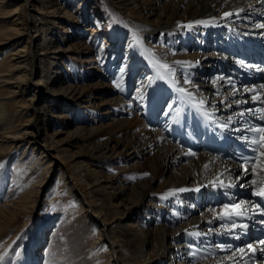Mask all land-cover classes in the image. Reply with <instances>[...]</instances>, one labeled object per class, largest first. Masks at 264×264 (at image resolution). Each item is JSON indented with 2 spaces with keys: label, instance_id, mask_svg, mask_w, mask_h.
Segmentation results:
<instances>
[{
  "label": "bare ground",
  "instance_id": "obj_1",
  "mask_svg": "<svg viewBox=\"0 0 264 264\" xmlns=\"http://www.w3.org/2000/svg\"><path fill=\"white\" fill-rule=\"evenodd\" d=\"M256 1L115 0L117 10H119L118 13L116 10L108 12L107 6H104L102 16L104 17L105 23H107L106 26H108L106 29L107 32L111 30V37L117 39L116 44H114L115 46L119 47L122 41V35L130 31V45L132 41V45L130 46L132 56L130 57H133V60L131 64L130 62L128 64L129 70L132 71V67L140 63H145V70L142 69L141 74L143 73L142 75L145 78L146 74L149 73V87L163 83L165 85V87H157L151 91L149 89L153 86L149 89L140 88V94L146 93L142 101L137 102V105L140 106L141 111L146 112L148 110L151 115L150 120L156 117L160 119L155 127L151 128L146 126L137 114L133 118L122 116L108 123V126L110 125L109 128L107 127L109 132L123 131V136L124 133L131 136L132 145L137 144L135 150L148 156L144 162H137L133 166L123 165L117 174L112 175H106L107 173L102 174L93 167V164L89 163L88 165V163L81 161L68 163L69 169L64 167L60 170L63 171V180L65 179L66 183H71V181L67 180L71 174L76 186L78 183L81 186H89V192L87 194L88 196L91 194L90 196L92 198L95 197V200L90 201L93 205L89 203L92 205V209L89 208L86 210V206H82V209L85 208L86 212L92 210L93 214L90 219L92 218V221L98 220V222H102L103 229L101 231H107L108 239L113 244H116L112 247V250L116 248L114 252H118L116 264L126 261L128 258L134 259L133 264H172L171 262H166L169 256L170 259L174 256L175 258L177 257L180 260L177 264H219V260H228L227 256L230 255H207L199 259L200 252L207 251L209 254L210 252L214 253L215 249L206 243L198 245L194 238L201 239L202 242H207L209 235L203 233V230L207 227V223L204 220L212 218L221 212L223 208H206L202 210L200 215H193L191 213L196 212V205H194L191 198L202 195L203 189L210 186L211 183L215 184L219 182L217 185H221L220 181H223L224 184L233 185L241 192L245 191L250 193L251 197L248 200L250 201L251 199L254 201L252 196L254 190H258L264 186V171H261L260 167V161L264 160V156L257 160L255 174L251 171L246 174L235 163L223 160L209 152L201 151L194 156L186 155L190 151L179 145L177 139L175 141L172 140L174 134L179 136L178 123L180 120L175 112L181 109L183 115H187L194 108L189 104V100L185 99L186 94L179 93L176 89H187L193 93L192 101L199 105V100L204 99V108L213 111L223 109L221 115H226L229 111L228 105L230 102H233L232 95H230L233 89L221 92V84L218 82V79L213 76H211L212 79L209 77L212 68H208V66L211 63L208 62L207 55H203L204 53L198 49V46L205 43V39L211 31L217 29L222 23L232 20L233 16L224 17L225 12H234L237 9L247 8ZM27 3L35 5L34 9L37 13L35 15L37 19L31 25L27 23L26 18H23L26 15L25 11H23L24 6ZM63 3L61 0H0V35H4L0 36V44H4L7 42L6 40L13 37L20 38L24 32L27 35L29 31L32 33L28 35L25 43L20 40L13 42L10 44V48L13 50L8 52L4 51V54H0V157L4 159L5 157L3 156L9 155L21 147L22 151L17 155L15 160L17 166H25L24 163L27 162L25 159H28L31 153H35V150L39 148V146L37 147L38 143L43 144L45 148L49 146L53 147L56 150V155L54 154L53 156L66 162L69 156L66 155V148L63 146L62 139L58 138L60 133H77L81 139L84 137L97 139L95 138L96 135L102 130L101 126L86 128L77 125L74 132L66 129L51 131L54 133L41 132V116L39 115L41 109L55 107L54 104L56 103H59L56 104L59 106L65 104V107L67 103H70L77 108H81L83 102H89V104H83V107L90 108L91 106H99L91 103L90 98L95 93L89 92L91 91L90 85L88 90L86 86L79 85L76 82L77 74L74 73L76 70L75 62L70 64L72 70L71 68L70 70L66 68L63 70V66L60 65V71L57 72L56 81L63 78L64 83L62 82L59 88H56V95L42 96L44 101L40 104V107H38L39 104L35 106L34 100L37 97L33 100L31 99V104L27 105L34 106L33 115L28 120V123L29 125H34L36 131L33 127L31 129V127L27 126L16 130V112L12 111L14 108L12 98L21 94L22 96L24 95L22 84L25 81V76L21 74L15 78L13 72L15 70L23 71L26 68V64L28 62H34L40 54H45L47 57L50 56L47 54V50L40 53L31 50V42L41 31H45V34H47L48 30L51 29L52 23H57V26L61 27L59 23L64 17L60 15L59 11L60 9L63 10ZM120 13H123L125 17H121L119 15ZM150 16L155 17L151 19ZM4 17H9V19L6 21ZM200 20L208 21L209 23H195ZM6 22L12 25L10 26ZM189 24H192L191 28L187 27ZM5 26L9 28L6 29ZM212 26L214 28L208 32V28ZM11 30L15 31L12 35L9 34ZM54 30L57 31V28ZM157 38H160V44L154 42ZM191 38L199 45L193 43L195 50L188 52L185 48L189 46V40ZM54 39L58 42V50L54 52H59V60L65 56L67 58L73 57L69 56L73 51L72 45L66 48L61 47V42L65 40L63 34ZM196 46L197 48H195ZM42 58L40 59L42 60ZM54 58L57 60V57ZM156 61H160L161 64L167 63L175 69V72L167 74V70L159 67ZM177 61L185 63L178 64L176 63ZM122 63H128L126 58ZM90 68H95V66L90 65ZM113 71L114 69H111L112 73ZM162 74L164 78H161ZM190 76L196 78V80ZM41 81H43V78L39 82H36L37 87H39L38 84ZM128 81L129 79L122 85V90H125L123 92L121 90L120 92L125 96L130 87L129 84L126 87ZM187 81H191V83ZM7 88L10 90L9 94L6 92ZM86 95H89V99H85L87 98L85 97ZM241 95L242 93H239L237 96L240 97ZM168 96H171V100L166 106V109L161 112L163 102ZM111 99H114L113 104L111 105L110 103L111 108L117 106L119 108L118 112H120L119 115L134 112L131 99L125 100L118 96H114ZM169 105H171V108ZM126 107L129 110H126ZM20 109L17 108L16 111L20 113ZM22 109H25V107H22ZM79 113L82 114L84 112L80 111ZM68 116L69 114H67ZM53 117L59 119V122L57 121L58 123L56 124L61 127L64 122L66 124L68 122L63 120L66 117L65 112L57 113ZM46 120H50L49 115ZM53 124L51 125L52 128L54 127ZM126 131L128 132L126 133ZM25 140L27 141L25 142ZM112 141V138H108L96 144L94 146V154L91 158L99 159L102 164L108 163L106 159H112L114 154L120 153L116 147L117 143L113 144ZM45 151L47 150H42V153L40 152L41 156L38 153L36 157L41 158V160L47 157ZM41 160L36 159V163L41 162ZM44 160L42 163H38L37 166L41 165V168L45 169L48 165V167L52 165H50L49 161H46L49 159ZM131 167H136V170L134 169L133 171L138 174L144 169L149 170L155 181L157 178L163 177L162 184H159L156 191H154L155 188L151 187L152 185L148 186L140 182L136 185H129L128 178L124 174L128 173L127 171H132ZM236 170H238L237 173ZM161 173H163V176ZM15 174L12 178L13 184L20 183L16 199L11 201V209L8 208L10 211L7 210L6 205H0V241L9 233V231H6V226L11 223L12 219H14L13 217L24 210H26L27 216L29 212H33L31 210L29 211L27 207L29 201L32 199L34 187L29 186L31 183L28 184L25 181L23 183L20 178L15 177ZM253 180L256 181L255 184L252 183ZM110 187L114 189L113 192L109 191L108 188ZM131 187L133 193H128L130 194L129 199H131V205L125 203L122 208L123 201L126 198V190ZM182 188L188 190L183 192L173 191ZM147 199H154V203H151L152 208L147 212L148 219H156L153 228H148L147 226L144 228L143 223L139 224L133 218L136 211L140 208V205ZM212 209L215 211H211ZM167 211L171 215L170 220L167 216ZM7 213L9 216H7ZM179 219H182L179 225L175 227L170 226V224L176 223ZM75 223L73 222V224ZM114 224L123 228V234L126 235V242L134 249L133 253L127 254L128 251L124 249V240L118 235ZM109 226H111L110 229ZM194 232H199L201 235H190V233ZM100 236L101 234H99V240H101ZM182 237H184V240H182ZM53 240L54 238H52ZM190 245L191 247H189ZM55 251L58 254L59 251ZM193 252L196 253L195 257L192 255ZM233 259H235V256Z\"/></svg>",
  "mask_w": 264,
  "mask_h": 264
},
{
  "label": "rangeland",
  "instance_id": "obj_2",
  "mask_svg": "<svg viewBox=\"0 0 264 264\" xmlns=\"http://www.w3.org/2000/svg\"><path fill=\"white\" fill-rule=\"evenodd\" d=\"M61 1L64 2L62 5L63 10H58L60 15L64 17L59 23L61 24V27H58L57 23H52L51 29L48 30L47 34H45V31H41L31 42V50L36 53L47 50V54L50 56L47 57L45 54H40L34 62H28L23 71L15 70L13 72L15 78L18 75L24 74L23 76H25L26 81L22 84L24 95L22 96L21 94L12 98V101H14V108L12 111L16 112V130L27 126L31 127V129L33 127L36 131V127L34 125H29L28 123V120L33 115L34 106L27 105L31 104L32 100L37 97L36 100H34L35 106H38L39 104L38 107H40V104L44 101L42 96L56 95V88L58 89L60 84H62V82L64 83L63 78L56 81V75L57 72L60 71V65L63 66V70L64 68L70 70V64L74 62L76 64V70L74 72L77 74L76 82L79 85L86 86L88 90L90 85L91 91L89 92L95 93L90 98L91 103L99 106H91L90 108L83 107V104H89V102H83L82 107L77 108L70 103H67L66 107L65 104L59 106L56 105L59 103H56L54 104L55 107L41 109L39 111V115L41 116V132L46 133L51 131H61L64 129L74 132L77 125L86 128L101 126L102 130L96 135L95 138L97 139H89V137L81 139L77 133H60L58 138L62 139V143H64L63 146L66 148V155L69 156L66 162L53 156L54 154L56 155V150L53 147L49 146L45 148L43 144L39 143L37 144V147L39 146V148L35 150V153H31V156L28 159H25L27 162L24 163V167L21 165L17 166L15 162L17 155L22 151L21 147L9 155L3 156L5 157L4 159H1L0 157L2 160H0L1 206L6 205L5 207L9 210L11 209L10 205H12L11 201L16 199L20 183L13 184L12 178L14 173H16L15 177L20 178L23 183L24 181L28 184L31 183L29 186L34 187L31 197L32 199L29 201L27 207L29 211L31 210L33 212H29L27 216V213L25 212L26 210L21 211L17 216L13 217L14 219H12L9 224L10 226H6V231H9V233L0 241V255L4 256V259L0 261V264H22L23 262V264H26L27 262V264H116V261L118 260V252H114L116 248L112 250L113 245L116 244H113L112 241L108 239L107 231H101V229H103L102 222H98V220L92 221V218L90 219L93 214L92 210L85 211V208L86 210L89 208L92 209L93 204L90 201L95 200V197L92 198L90 196L91 194L89 196L87 194L89 192V186H81L80 183L76 186L71 174L67 179L71 181V183H66V180H63V171L60 170L64 167L69 169L68 163L81 161L83 163H88V165L89 163L93 164V167L102 174L107 173L106 175H112L117 174L123 165L133 166L137 162H144L148 156L135 150L137 144L132 145L131 136L125 133L123 136V131L109 132L108 128L110 125L108 126V123H111L112 120L118 119L122 116L133 118L135 114H137L146 126L151 128L156 126H149L146 124L141 115L140 106L137 105V102L142 101L144 94L146 93L140 94V88L149 89L153 85L149 87V73L146 74L145 78L142 75L143 73L141 74L142 69L146 67L145 63H140L139 65L132 67V71L129 70L128 64L129 62L131 64V61L133 60V57H130L132 56L130 50V46L132 45V41L130 45V31L122 35V41L119 47H117L114 45L116 44L117 39L111 37V30L108 32L106 30L108 26H106L107 23L104 21L102 11H104V6H107L109 10L108 12L116 10L118 13L119 10H117L115 0ZM34 7L35 5H32V3H27V5L24 6L23 11H25L26 15L23 18L27 19L29 25L34 23L37 19L35 17L37 13ZM119 15L125 17L123 13H120ZM154 17L155 16H150L151 19ZM8 19L9 17H4V20L7 21ZM6 24L10 26L12 25L8 22H6ZM5 28L7 29L9 27L5 26ZM56 28L57 31L54 30ZM213 28L214 26L208 28V32ZM14 32V30H11L9 34L12 35ZM31 34V31H29L28 35ZM61 34H63L65 40L61 42L62 46H60L66 48L67 46L72 45L73 51L69 56L73 57L67 58L65 56L63 59L59 60V52H54L58 50V42L54 38ZM28 35L24 32L20 38L13 37L6 40L7 42L4 44H0V54L4 51L8 52L13 50L10 48V44L13 42L20 40L25 43ZM154 42L160 44L161 40L160 38H157ZM189 43V46L185 48L188 52L195 50L193 47L194 44L199 45L196 41L194 42L193 38L189 40ZM54 57H57V60H55L56 58ZM40 58H42V60ZM125 58L128 63L123 64L122 61L125 60ZM91 59L94 60L89 62L88 60ZM90 65H94L95 68H90ZM208 68H212V63ZM111 69H114L113 73L111 72ZM16 73L18 74L16 75ZM190 77L192 78V76ZM41 78H43V81H41V83L38 84L39 87H37L36 82H39ZM128 79L129 81L126 83V87L129 84L130 89L128 96H125L120 92L122 90V85ZM192 79L196 80V78ZM117 84H119L120 87H117ZM157 87H165V85L164 83L158 84L149 89V91ZM124 90L125 89H123L122 92ZM6 92L9 94L10 90L7 88ZM114 96H118L125 100L131 99L134 112L119 115L120 112H118L119 108H117V106L111 108V105L114 102V99L112 100L111 98ZM85 97H87L85 99H89V95H86ZM169 97L170 96H168L164 102H166ZM163 105L162 107H164ZM22 107H25V109H22ZM17 108L22 109H20V113L16 111ZM126 110H129V108L126 107ZM80 111L84 113L80 114ZM60 112L66 113V117L63 118V120L69 122H67V124L64 122L62 127L56 124L59 122V119L53 117ZM67 114H69L68 117ZM48 115L50 120L47 121L46 119ZM52 124L54 125L53 128L51 127ZM127 132L128 131H126V133ZM108 138H112L113 144L117 143L116 147L120 153L114 154L112 159H106L108 163L102 164L99 159H92L91 157L94 154V146L103 139L107 140ZM26 141L27 140H25V142ZM42 150H47L45 151L47 157L41 160V158L36 157V154L38 155V153H42ZM41 153L39 156H41ZM36 159L39 161L41 160V162L36 163ZM44 159H49L46 161H49L50 165H52L50 167H48V165L45 169H42L41 165L37 166V164L42 163ZM135 168L136 167H131L132 171L126 170L128 173L124 174L128 178L129 185H136L140 182L141 184H147L148 186L152 185L151 187L155 188L154 191H156L159 184H162L163 177H159L155 181L149 170L144 169L138 174L137 172L134 173L133 170ZM145 173L148 175H144ZM161 175L163 176V173H161ZM217 183L215 184L217 185ZM132 187L126 190V198L123 201L122 208L125 203L131 205V199H129L130 194L128 193L132 192ZM108 189L111 192L114 191L111 187ZM153 201L154 199L145 200L133 217L137 223H143L144 228L146 226L148 228H153L155 225L156 219L147 218V212L152 208L151 203H154ZM82 206L86 207L82 209ZM201 212H192L191 214L200 215ZM166 213L170 220V213L168 211ZM7 216H9V214ZM181 220L182 219H179L176 223L170 224V226L175 227L179 225ZM73 222L76 223L73 224ZM110 227L111 226H109V229ZM115 230L122 240H124V249L128 251L127 254L129 255L130 253H133L134 249H132L126 242V235L123 234V228L115 225ZM99 234H101V240L98 239ZM52 238H54L53 241ZM182 240H184V237H182ZM55 250L59 251L58 254H56ZM24 255L25 257H23ZM133 261L134 259L128 258L126 261L122 262L124 264H133ZM178 261L180 260L175 258V256L171 259L169 256L166 260L167 263L171 262L172 264H177ZM122 262L119 264H123Z\"/></svg>",
  "mask_w": 264,
  "mask_h": 264
},
{
  "label": "snow or ice",
  "instance_id": "obj_3",
  "mask_svg": "<svg viewBox=\"0 0 264 264\" xmlns=\"http://www.w3.org/2000/svg\"><path fill=\"white\" fill-rule=\"evenodd\" d=\"M261 2H264V0H261ZM249 7L251 8L252 5H249ZM239 12H243L244 9L241 8L238 10ZM234 13L233 12H225L224 13V17H231ZM215 19V18H213ZM196 24H208L209 22L208 21H204V20H200V21H196L195 22ZM188 28H191L192 27V24H189L187 25ZM260 27H264V25H260ZM176 63L180 64V63H185V62H181V61H177ZM241 63L243 64V62L241 61ZM156 64L159 65V67L163 68V69H166L167 70V74H171V73H174L175 72V69L172 68L170 65H168L167 63H164V64H161L160 61H156ZM259 70V69H258ZM161 78H164V75L162 74V77ZM188 83H191V81H187ZM230 84L232 83L231 79L229 78V81H228ZM117 87H120L119 84L116 85ZM260 88L264 89V85H260ZM177 92L179 93H182V94H186L185 95V99L186 100H189L190 102L192 103H195L194 101L191 100V98L193 97V93L192 92H189L187 89L185 88H177L176 89ZM240 90L239 89H234L230 95L232 96H236L237 93L239 92ZM244 92H248V93H251V92H255L256 89L254 88H244L243 89ZM253 101H256V100H260L262 103H264V99H262L261 96L259 95H256V96H252L251 98ZM248 101H242V100H235L233 103L235 105H240L242 103H247ZM205 104V100L204 99H200L199 100V105L201 106L200 107V111L203 112L205 115L208 116V119L209 120H212L213 117L211 115H209L203 108V105ZM169 107L171 108V105H169ZM228 107H232V104H229ZM249 114L253 115V116H256L257 113H260V115L257 117L260 121H264V107H260L258 109H247L246 110ZM238 116L240 117H243L245 115V112L244 111H241L237 114ZM232 118L231 117H228V120L230 121ZM221 128H226L228 127V124L227 122L223 123L220 125ZM248 132H251L253 133L254 135L252 136L251 140L249 141V137L245 136L244 139L245 141H248L250 143V145H253L255 147L252 148V151L254 152H259V155L260 156H264V152H260V148H264V126H260V127H249L247 129ZM256 134H259V135H256ZM186 155H192L194 156L195 153L193 152H188L186 153ZM245 160V163H247V161L249 159H252L253 161H255V157L253 158H243ZM205 167H207V165H205ZM260 167H261V171H264V160H261L260 161ZM244 172L247 174L249 171H251L253 174H255V163H253V167L251 169H248L247 167H245L244 169ZM144 175H148L147 173H145ZM253 184L256 183L255 180L252 181ZM220 184L224 187H229L231 185H225L223 183V181H220ZM188 189H177V190H173V191H180V192H183V191H187ZM254 195L258 196V197H264V188H260L258 191L254 192ZM248 202L246 201H240L239 203H236V204H232V205H229V204H225L223 206V210L217 215V218L220 219V220H229L231 223L230 225L229 224H222L221 225V228L225 229V231L229 234L233 233L235 230L239 229L240 231H244L248 228V225L246 223H236L235 220L233 218H247L249 216V212L254 210L255 212L261 214V215H264V208H261L259 204H256V205H253L252 206V209H249L247 207H245V205L247 204ZM211 211H215L214 209H212ZM261 224H264V219H262L260 221ZM219 231V229L217 230ZM190 235H193V236H199L201 235V233L199 232H194V233H190ZM237 239L239 238L238 236L236 237ZM259 244L262 246L259 248V251L264 253V239H261L259 241ZM191 247V245L189 246ZM221 248V250H227L225 249V246L224 245H220L219 246ZM228 248H231V246H228ZM246 248L251 251L252 253H255V251H257V248L255 245L249 243L246 245ZM235 252H239L241 253V259L243 257L244 254H246L245 252V248L244 247H241V248H237L234 250L233 252V255H230L227 257L228 260H233L234 258V255H235ZM193 257H195L196 253L193 252L192 253ZM4 259V256L3 255H0V261H2ZM237 264H239V261H237Z\"/></svg>",
  "mask_w": 264,
  "mask_h": 264
}]
</instances>
